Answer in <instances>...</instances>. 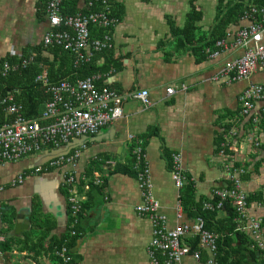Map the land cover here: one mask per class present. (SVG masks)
Returning <instances> with one entry per match:
<instances>
[{
	"label": "crops",
	"instance_id": "1",
	"mask_svg": "<svg viewBox=\"0 0 264 264\" xmlns=\"http://www.w3.org/2000/svg\"><path fill=\"white\" fill-rule=\"evenodd\" d=\"M89 1L78 0L80 12L87 13L85 6ZM237 1L240 0H209L212 7L209 10L208 0H112L111 5L108 0L111 12L112 7L117 13L121 8L122 14L115 17L118 23L111 31L112 49L92 59L96 85L121 95L147 91L152 108L146 110L138 102L126 101L120 120L96 135L73 139L71 152L80 151L76 176L85 173L90 160L99 155L108 158L105 174L111 169L109 162L127 163L133 142L144 140L155 198L160 203V212L168 217V225L173 228L189 221L185 216L181 222L177 220L181 194L174 185L165 153L180 156L183 172L194 185L197 202L212 200L214 189L231 185L227 166L238 169L244 162L250 164L252 160L264 159V131L260 132L261 147L254 148L249 142L254 129L249 130V119L240 115V96L248 81L227 84L222 79L214 80L227 62L244 54V49L217 48L220 40L212 49L208 46L219 7ZM241 1L248 4L252 0ZM192 4L203 15L196 27L197 35L204 39L180 46L179 39L172 35L170 21L183 29ZM45 9V0H0V65L5 61L22 63L24 54L36 57L42 52L41 58L48 60V65L55 62L58 72H71L72 66L64 69L63 61L44 46L49 32ZM249 24L250 20L241 19L228 26L221 40L227 46L232 45L238 31ZM198 48L218 49L220 54L209 58L207 52ZM250 82L264 86V69L255 73ZM182 85L185 91H180ZM167 88H174L173 95L166 94ZM8 94L13 96L11 92ZM263 108L264 100L257 104L256 112ZM4 115L0 125L7 121L8 115L5 112ZM224 125L240 128V134L238 140L229 139V147L224 149L222 157L219 150L227 135ZM153 131L157 135L148 137ZM41 155L26 157L0 169V243L4 238L13 242L6 257L0 251V264H65L55 254L63 245L73 257L70 264H149L152 227L135 210L142 202L135 175L127 172L105 175L102 192L72 229L80 233L74 238L78 232L76 236L71 235L68 195L64 193L63 174L59 170L50 174L28 173L23 183L15 182L19 174L45 162ZM242 181V189L247 194L262 190V165L248 179L242 177ZM86 193L81 194L87 196ZM8 207L15 213L9 228L2 221L3 210ZM249 217L262 221L264 206L250 205ZM61 239L63 244L50 250ZM26 244L31 248L36 245L35 250L23 249ZM206 259V253L201 254L199 261L189 254L179 264H207Z\"/></svg>",
	"mask_w": 264,
	"mask_h": 264
},
{
	"label": "built area",
	"instance_id": "2",
	"mask_svg": "<svg viewBox=\"0 0 264 264\" xmlns=\"http://www.w3.org/2000/svg\"><path fill=\"white\" fill-rule=\"evenodd\" d=\"M63 0H48L46 3V16L49 23V32L44 38V46H58L70 52L75 57V63L89 62L100 52L112 49L111 31L118 23L115 17L110 16L111 10L108 0H90L86 4L87 13L63 17L61 14ZM243 19L250 20L247 27L241 28L232 45L227 46L224 40L217 43V48H241L244 54L237 59L227 62L221 73L214 78L225 80L227 84L248 81V86L240 96L241 116L252 120L253 133L249 142L254 148H260V132L264 131V108L256 112L257 104L264 100V86L260 83L250 82L251 77L264 69V6L247 4ZM97 9L95 11L94 9ZM96 28L101 32L99 38H92L90 30ZM209 58H215L220 51L206 50ZM35 54L24 58L22 63L3 62L0 65V77L7 76L11 71L20 67H27L34 59ZM50 99L45 109L36 119H28L23 114V108L14 102L11 94L2 99L5 104L4 112L9 119L0 125V169L9 163H15L29 156H37L51 150L63 148L75 138L96 135L99 131L112 125L122 118V105L126 101L138 102L146 110L152 108L147 91L134 92L121 95L108 87L97 90L96 76L83 80L69 82L67 80L53 82L47 72L36 77ZM185 91V86L180 87ZM174 88H167L166 94L173 95ZM225 141L221 144L219 155L224 157V149L229 139L240 134V128H230ZM134 141V139H130ZM135 157L134 168L137 172L138 187L142 202L136 207V213L149 220L152 227V237L148 247L149 264H179L189 254L199 261L201 254L206 253L207 264L217 263L216 242L218 236L205 230L202 219L197 218L191 223H182L170 228L168 217L160 212V203L156 200L150 169L146 162L144 142L134 141ZM80 158V151L69 155L54 158L44 166L33 169L30 174H50L60 171L63 174V185L68 191V203L71 206L73 221L71 230L79 223L81 205L86 201L80 191V182L83 192H87L91 185H102V175L94 172L91 178L82 175L81 181L77 179L75 167ZM172 179L175 187L180 191L188 178L184 174L181 158L172 154ZM114 165V162H109ZM264 168V162L262 163ZM227 177L231 187L216 188L213 198L217 200L215 206L205 203L203 210L215 212L222 208L223 203H232L238 214L240 227L238 232L247 233L255 245L264 253V228L260 221L249 217L248 194L242 189V177L247 173L245 164L238 169L227 166ZM28 173L19 174L16 183H23ZM81 176V175H80ZM264 194V184L262 186ZM184 219L181 202L178 203L177 220ZM72 236L77 235L72 230ZM187 239H196L197 248L193 250ZM67 242V241H66ZM55 254L65 264H70L72 256L69 248L63 245L56 249Z\"/></svg>",
	"mask_w": 264,
	"mask_h": 264
},
{
	"label": "trees",
	"instance_id": "3",
	"mask_svg": "<svg viewBox=\"0 0 264 264\" xmlns=\"http://www.w3.org/2000/svg\"><path fill=\"white\" fill-rule=\"evenodd\" d=\"M47 1L48 0H45L46 3ZM111 1L112 0H110V5H111ZM248 4L264 6V0H252ZM77 5H78V0H63L62 9H61L62 16L63 17L75 16L80 13L86 14L84 11L80 12L79 9L77 8ZM247 6L248 5L245 4L244 1L240 0L228 4L227 6L221 9L219 7L218 13L215 18L216 22L211 34V39H210L211 42L208 45L209 47H211V49L213 48L212 46L218 40H221L226 36V29L228 26L235 24L239 22L241 19H243ZM111 9L112 12L110 13V16L113 17L121 16L122 14L121 8L118 11V13L115 8L112 7ZM94 10L97 11V9ZM202 16H203L202 13L199 12L197 8L192 4V10L187 15L186 24L183 29H179L175 27L174 23L170 21L172 35L177 39H179L178 43L180 44V46H188L190 44L202 42L204 37H199L197 35L198 28L196 27V23L202 19ZM90 33L92 38L101 36V32H98L97 34L96 28H91ZM49 48H51V52L55 56H57L61 61H63V63L65 64L63 66L64 69H68L69 66H72V68L70 69L71 72L70 73L64 72V70L62 72H58V70L56 69V63L53 62L50 65H48V60L45 61L44 58H41L42 52H40L30 62L27 68L20 69L15 72L14 71L10 72L9 75L6 76L5 78L4 77L0 78V123L5 118L3 112V109L5 108V104H1V102L8 92H11L13 94V99L15 103H17L18 105H22L26 118L36 119L41 115L42 113L41 107L44 103H46L50 99V95L45 92L44 87H42L38 82H36L35 79L37 75L42 73L44 70H47L48 76L50 77V80L53 82H59V81L61 82L64 80H67L69 82H75L77 80H83L88 77L95 76L96 70L93 67L92 60H90L89 62L76 64L75 57L70 52L58 46L49 47ZM197 50L205 51L204 48L203 49L198 48ZM22 57L23 59L29 58L30 55L24 54ZM97 90H100V88L97 87ZM8 119L9 117H7V120ZM223 128H224V133L225 132L228 133L231 127L228 125H224ZM248 129L249 130L252 129V120H248ZM150 133L151 134H148V137L152 135H157V132L155 131ZM238 135L234 136L233 139L238 140L239 138ZM139 140L144 142V147L146 150V142L142 139ZM135 146L136 143L133 142L131 149V158L128 159L127 163L124 162L123 164H119L117 161L114 162V165H110L111 169L108 168L106 174H105L106 171L105 166H106V162L108 161V158H106V156L99 155L96 156L94 159L90 160L89 165L85 170V173L81 174V177L82 175H86L88 178H91L93 173L97 172L100 175H102V179L104 182L102 185L92 184L91 188L87 191L86 193L87 201H84L83 204L81 205L82 208L79 214V221L82 215L85 213V210H87L93 204V202L96 199V196L102 192L105 183V175L107 176L108 174L115 172H127L134 174L135 177L137 176V172L134 168L135 157L133 155V150ZM71 153L73 152H70L69 154ZM165 155L168 159V164L172 171V158H171L172 154L167 152L165 153ZM263 162L264 159L252 160L250 164L244 162L245 168H247V173L243 175V180L248 179L249 174H251L252 171L257 172ZM45 164L40 166H44ZM251 164H252V169L250 168ZM31 171H27L26 173H30ZM81 177L79 176L77 177V179L81 181ZM82 183L83 182H80V186H79L81 193L83 192V188L81 187ZM229 187H231V185ZM64 193L69 196L66 188H64ZM180 194H181L180 202L182 204L184 216L186 217L187 221L191 223L195 219L200 218L204 222L205 230L218 236L216 242V248H217L216 259L218 264H264V253L258 248H253V246L255 245L254 240L253 239L251 240L250 236L247 233L238 232V229L240 227V224L238 223L239 222L238 214L237 211H235L232 203L230 202L223 203L222 208L215 212L204 211L203 205L205 203L215 206L217 204V200L213 198L212 200L209 201L197 202L195 200L194 185L189 181V179L185 183L184 187L180 190ZM254 203L264 206V194L262 190L254 194H248V205L250 206ZM222 211L224 212L223 214ZM13 212H14L13 209L9 207L4 208L3 210L2 221L7 225V228H9V226H11L12 224V220L15 215V213ZM68 213L71 218L69 223H72L73 218H72L70 204L68 206ZM260 222H261V226L264 228V219ZM50 229L51 226L46 229L47 232H49ZM76 229H78V227ZM77 232L78 235L74 238H77L79 236L80 233L78 230ZM45 234L47 235V233ZM45 234L43 235L42 241L45 240ZM63 239L65 240L64 237ZM63 239H61L59 242L53 243L50 250L52 249L54 250L55 247L61 246L63 244ZM186 241L191 245V248L193 250H196L197 248L196 239L193 240L187 239ZM74 242L75 239H73L71 244L73 245ZM12 243H13L12 241L7 240L6 238H4V240L0 243V251L3 253V255H5V257L7 253L11 252ZM35 246L36 245H33L31 248L26 244L25 246H23L24 247L23 249L35 250ZM204 257L206 258V256ZM72 261H73V257H72Z\"/></svg>",
	"mask_w": 264,
	"mask_h": 264
},
{
	"label": "water",
	"instance_id": "4",
	"mask_svg": "<svg viewBox=\"0 0 264 264\" xmlns=\"http://www.w3.org/2000/svg\"><path fill=\"white\" fill-rule=\"evenodd\" d=\"M81 139H83V138H80V140ZM72 149H74V146H72L71 144H68L67 146H65L63 148H60V149H57V150L48 151L46 154L41 155V156H43V160L45 161V162H42L41 165L47 163L48 161H50V160H52L54 158L59 157V156L68 155L71 152ZM223 213L224 212L222 211V214Z\"/></svg>",
	"mask_w": 264,
	"mask_h": 264
},
{
	"label": "rangeland",
	"instance_id": "5",
	"mask_svg": "<svg viewBox=\"0 0 264 264\" xmlns=\"http://www.w3.org/2000/svg\"><path fill=\"white\" fill-rule=\"evenodd\" d=\"M206 7H207V9H209V10L212 9V7H211V3L209 2V0H208V2H207V6H206Z\"/></svg>",
	"mask_w": 264,
	"mask_h": 264
}]
</instances>
